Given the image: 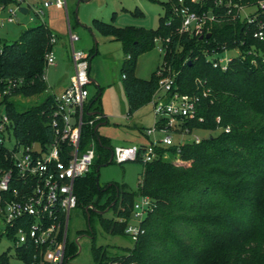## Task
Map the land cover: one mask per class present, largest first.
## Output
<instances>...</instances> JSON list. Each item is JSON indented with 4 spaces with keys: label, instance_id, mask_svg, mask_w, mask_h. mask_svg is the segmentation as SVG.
I'll return each instance as SVG.
<instances>
[{
    "label": "trees",
    "instance_id": "trees-1",
    "mask_svg": "<svg viewBox=\"0 0 264 264\" xmlns=\"http://www.w3.org/2000/svg\"><path fill=\"white\" fill-rule=\"evenodd\" d=\"M10 2L0 0L3 4ZM161 4L163 14L155 29L116 27L98 18H93L91 25L122 44L120 72L128 113L147 104L158 89L156 70L149 79L135 75L137 57L154 47L155 37H170L169 51L163 60L175 73L176 90L198 98L196 117L184 119L182 125L190 131L204 130L209 134L198 143L157 145L152 161H139L143 170L138 188L133 191L125 184L98 185V167L110 163L113 147L95 129L103 117L92 126L82 125L80 148L93 143L95 159L90 171L75 181L74 189L78 205L85 209L89 219L92 212L101 214L112 209L116 218H100V224L110 234L125 235L134 200L146 195L153 203L141 223L143 232L131 247L110 252L92 244L93 261L264 264V38H254V25L247 27L237 20L214 25L207 39L179 34L178 20L169 4ZM259 19L264 23V11ZM52 36L53 32L39 23L24 29L15 40L0 39L2 88L9 80L17 81L0 96V106L9 118L13 136L24 144L47 145L54 137L50 126L55 107L53 95L47 94L24 109H19L15 101L17 96L34 97L48 89L43 73L45 55L54 45ZM237 46L244 53L232 55L226 70L212 66V48L221 51ZM247 50L257 53H246ZM99 99L97 93L85 106L84 120L93 118V111L102 116ZM165 154L180 163L165 158ZM10 165L6 149L0 144V170ZM76 250L72 243L65 251L63 264H69L68 259ZM33 251L31 246L23 251V264H29ZM0 264H9L6 253H0Z\"/></svg>",
    "mask_w": 264,
    "mask_h": 264
},
{
    "label": "built area",
    "instance_id": "built-area-1",
    "mask_svg": "<svg viewBox=\"0 0 264 264\" xmlns=\"http://www.w3.org/2000/svg\"><path fill=\"white\" fill-rule=\"evenodd\" d=\"M26 1L11 0L8 4L0 3V11L7 10L8 14L5 20L0 21L1 24L15 22V15L22 13L19 7L24 6ZM164 1L169 4L172 14L178 20L179 34L199 38L202 36L203 39L205 34L211 35L214 25L237 20L247 27L250 24L254 25L252 33L254 38H264V23L259 19L260 12L264 11V0L252 3L248 0ZM50 5L65 8L66 1L45 0L42 3L43 7ZM27 7L35 6L27 4ZM41 11L42 8L37 9V15L41 14ZM68 38L74 72L67 87L58 96H53L55 107L50 118L53 140L47 145H41L39 142L21 143L13 136L9 118L3 106H0V144L5 147L11 164L8 168L0 170V240L8 241V245L1 253H6L9 259L13 256L23 261V251L31 246L34 251L29 264H63L69 213L78 205L74 184L90 171L95 159L93 143L83 149L80 148L82 125L87 123L92 126L102 117L98 114L88 120H84L83 117L84 108L89 102L90 58L89 54L75 50L73 43L79 37L70 29ZM55 40V36H52L51 42L54 43ZM170 42V37L154 38L155 47L163 55L169 51ZM251 52L257 53L251 50H247L246 53ZM210 53H214V57L210 58L212 66L226 70L232 55L244 51L237 46L230 49L224 47L221 51L212 48ZM55 64L56 59L51 49L45 55V70ZM156 75L158 89L151 98L156 120L145 131L152 140L146 144L113 147L112 161L116 163L150 162L157 155V145L179 146L184 142H174V134L192 135L194 131L183 126L182 122L184 119L196 117L198 98L194 94L180 93L176 90L174 75L166 64L156 69ZM43 80L46 81L45 71ZM16 83L17 81L9 80L2 88L0 81V96L7 93ZM205 95L206 91L203 93V96ZM225 131H228L227 127ZM6 134L13 137L14 144L11 148L5 146ZM156 134L161 135L156 138ZM200 139V136L193 135L189 142L198 143ZM152 207V200L146 195H140L134 200L124 228L125 235L132 242H135L143 232L141 223Z\"/></svg>",
    "mask_w": 264,
    "mask_h": 264
},
{
    "label": "rangeland",
    "instance_id": "rangeland-1",
    "mask_svg": "<svg viewBox=\"0 0 264 264\" xmlns=\"http://www.w3.org/2000/svg\"><path fill=\"white\" fill-rule=\"evenodd\" d=\"M43 1L45 0H27V3L24 5L27 13H17L14 17L15 22L13 23L4 22L1 24L0 22V39L6 41L15 40L24 29L39 23L48 25L60 35L67 34L68 36V22L75 24L78 21L79 24L73 29L80 38L79 42L75 44V50L90 54L88 49H81V43L84 42L92 46L94 42L96 44L98 42L99 50L103 51L101 35L95 33L94 30H92L95 33L93 36L89 32V28H92L90 22L93 17L111 22L116 27L133 26L155 29L158 26L159 16L163 14L161 2L164 0H82L79 3L78 0H66L67 14L65 8L56 9L54 6L43 7ZM27 4H34L35 7L29 8ZM41 8V14L37 15V9L41 10ZM7 16V10L0 11V21L5 20ZM104 50L110 53H100L92 62V65H96L106 82H111L113 85L105 87L101 94L102 105L109 111V115H107L109 117V123L100 124L97 127L98 134L108 138L112 147L124 145L131 141L138 142L141 140V134L135 136L126 127L125 115H123L121 109L120 99L125 105V98L121 89V72L119 67L123 53L121 50L114 48L113 45L108 46ZM53 54L57 61L58 58L54 51ZM206 56L208 57L209 55L207 54ZM165 64V61L162 59L159 66ZM64 72V68L60 62H58V65L48 66L45 70L48 89L44 93L34 97H15L19 109H24L40 102L48 94L50 87L55 88L56 83L61 79ZM170 72L175 75L171 69ZM88 90L90 92L88 99H92L97 94V87L92 83L88 85ZM113 120L119 125L113 124ZM144 122L150 125L151 120L147 119ZM215 133L212 132V134ZM208 134V131L194 130L192 135L180 136L174 134L173 138L174 142H185L189 141L193 135L204 137ZM13 142L12 135L10 134L8 136L6 134L5 146L11 148L14 144ZM164 157L167 159L170 157L173 162L178 161L174 159L175 157L168 154H165ZM177 163H180V161ZM142 170L143 164L139 161H127L121 164L112 161L109 164H102L98 167L97 182L100 187H104L110 183L125 184L128 189L134 191L138 188ZM88 216L81 205H78L69 213L66 232V253L72 243H75L77 249L75 254L68 259L69 264H95L91 254L92 244L106 247L110 252H117L121 248L132 246L133 242L128 236L123 234H110L102 228L100 218H116L112 209L101 214L92 212L90 219ZM132 222L134 221L132 220ZM7 245L8 241L4 239L0 240V253ZM9 264H23V261L11 256Z\"/></svg>",
    "mask_w": 264,
    "mask_h": 264
},
{
    "label": "crops",
    "instance_id": "crops-1",
    "mask_svg": "<svg viewBox=\"0 0 264 264\" xmlns=\"http://www.w3.org/2000/svg\"><path fill=\"white\" fill-rule=\"evenodd\" d=\"M47 1L53 2L52 0H47ZM81 1L82 0H78V3ZM50 6H54V5H50ZM50 6H48V7H50ZM55 8L56 9H63V8H57V7H55ZM65 9H66V14H67L68 12H67L66 6H65ZM25 13H27V10ZM75 15H76V10H75ZM93 18H97V17H93ZM92 19H91V21H92ZM98 19H100V18H98ZM76 20H77V18H76ZM101 20H103V19H101ZM78 24H79L78 21L75 24L68 22V31H69V29L71 31H73V29ZM90 24H91V22H90ZM46 26L51 30V32H53V34L56 37V40H55L53 48H52V51L55 52V54L58 58L55 65H58V62H60L64 68V71H65L63 76L61 77V79L56 83L55 88L53 89V87H50V91H48V94L53 95V96H58L67 87V85L69 84L70 76L74 72V65H73V62L71 60V55H70L71 44H70V40H69L67 34L66 35H60L56 31L51 29L48 25H46ZM91 27H92V25H91ZM87 28H89V27H87ZM89 30H90L89 32L92 36L95 33L101 35L102 43H103L102 48H103L104 52L99 50L98 42H97V44L94 42V44L92 46H90L87 43L82 42L80 47H81V49H88V51H90L89 52L90 53V77H91V83L90 84L94 83L97 87V93H100L99 106H100V111L102 112V117H103V119L100 123L101 124H108L109 123V117L107 115H109V111L107 108L103 107V105H102L101 94H102L103 89L105 87L112 86L113 83L106 82L105 78L101 75V72L99 71L98 67L96 65L93 66L92 62L95 60V58L100 53H110V52H105L107 50H104V49H107V47L110 45H113L114 48L121 50L123 53V58H124V52H123L122 44L119 40L114 39L112 36L101 34L100 32H98L93 27L91 29L89 28ZM92 30H94L95 33L92 32ZM79 40H80V38L76 42L73 43L74 47H75V44L77 42H79ZM123 58H122V60H123ZM162 59H163L162 54L158 52V50L155 46L152 49L141 53L137 57L136 67H135V75L141 79H149L151 74L157 69V67L162 62ZM122 60L120 62V66H121ZM121 80H122V76H121ZM121 89L123 92V96L125 98V105H124V102L121 101V99H120V103H121V107H122L121 108L122 113H123V115H125V117H124V120L126 122L125 125L132 133L135 134V136L137 134H141V136H142V137L140 136L141 140H139L138 142L131 141V142H128L127 144H124V145L146 144V141H147V143L150 142L152 140V137L148 136L145 131H146V129L150 128L153 125L154 121L156 120V116L154 115L152 105H151V99L147 104H145L142 107L132 111L131 113H128V104H127L126 96H125V93H124V90L122 87V82H121ZM89 94H90V92H89ZM90 100L91 99H89V101ZM147 119L151 120L150 125L146 124L144 122ZM112 123L115 125H119V124H117V122L115 120H113ZM155 137L159 138L160 136H159V134H156Z\"/></svg>",
    "mask_w": 264,
    "mask_h": 264
},
{
    "label": "water",
    "instance_id": "water-1",
    "mask_svg": "<svg viewBox=\"0 0 264 264\" xmlns=\"http://www.w3.org/2000/svg\"><path fill=\"white\" fill-rule=\"evenodd\" d=\"M26 8L24 7V6H20L19 7V11L20 12H22V13H25L26 12ZM210 36V34L209 33H207V34H205V38H208ZM200 38H202V36L200 37ZM91 114H98V112H95V111H93ZM101 123H98L96 126H95V129L100 125ZM112 161V153L110 154V158H109V162H111ZM108 210V208L105 210V211H107ZM89 217V216H88Z\"/></svg>",
    "mask_w": 264,
    "mask_h": 264
}]
</instances>
